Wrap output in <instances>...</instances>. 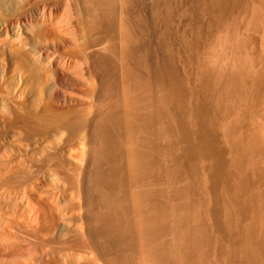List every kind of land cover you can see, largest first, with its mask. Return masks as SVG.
Segmentation results:
<instances>
[{"label":"rangeland","instance_id":"obj_1","mask_svg":"<svg viewBox=\"0 0 264 264\" xmlns=\"http://www.w3.org/2000/svg\"><path fill=\"white\" fill-rule=\"evenodd\" d=\"M20 2L0 0V264H158L157 251L172 264H264V0H169L179 94L164 150L138 174L126 131L122 162L95 164L80 121L60 128L49 110L38 131L20 110L46 105L49 68L25 48L32 96L6 84ZM6 148L49 162L6 166Z\"/></svg>","mask_w":264,"mask_h":264},{"label":"bare ground","instance_id":"obj_2","mask_svg":"<svg viewBox=\"0 0 264 264\" xmlns=\"http://www.w3.org/2000/svg\"><path fill=\"white\" fill-rule=\"evenodd\" d=\"M77 1L78 12L68 0H21V11L6 21L11 26L6 84H14L7 81L10 77L25 98L31 97L33 68L38 67L28 59L24 62L25 48L46 61L49 68H38L48 89L46 105L40 109L28 102L20 109L34 129L41 131L38 118L49 110L50 116L57 112L65 118L60 128L80 121L92 143L87 162L95 164L118 161L115 154L124 148L121 138L126 131L134 138L127 149L138 174L164 150L157 141L167 142L169 104L179 94V69L165 44L169 0ZM53 128L48 123L44 129ZM19 151L6 148V166L49 162L35 152ZM154 258L158 264H172L163 251Z\"/></svg>","mask_w":264,"mask_h":264}]
</instances>
